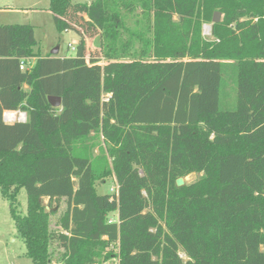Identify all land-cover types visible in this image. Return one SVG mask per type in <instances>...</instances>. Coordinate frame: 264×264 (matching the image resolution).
<instances>
[{"label":"trees","instance_id":"1","mask_svg":"<svg viewBox=\"0 0 264 264\" xmlns=\"http://www.w3.org/2000/svg\"><path fill=\"white\" fill-rule=\"evenodd\" d=\"M47 10L58 32L78 35L71 55L40 56L33 26L0 24V194L31 262L50 263L55 243L63 264H94L116 246L118 264H264V0H48ZM227 85L233 109L220 106ZM4 110L26 120L5 123ZM90 134L110 163L86 152ZM192 172L203 175L176 184ZM110 175L116 192L98 194Z\"/></svg>","mask_w":264,"mask_h":264},{"label":"rangeland","instance_id":"2","mask_svg":"<svg viewBox=\"0 0 264 264\" xmlns=\"http://www.w3.org/2000/svg\"><path fill=\"white\" fill-rule=\"evenodd\" d=\"M92 0H73V2H86ZM48 0H0V24H30L33 26L36 45L34 52L40 56L52 55V51L58 48L56 55L69 56L73 53V39H79L78 35L73 31L58 32L52 17V13L47 10ZM215 12V11H214ZM213 12V13H214ZM213 15V14H212ZM222 14L220 16V21ZM132 20L128 23L132 25ZM211 23L212 19H211ZM211 23L202 25V35L211 36ZM86 43L89 47L98 45V37H86ZM108 96V95H106ZM220 106L233 109L235 104V90L232 85L221 90ZM80 143H78L79 145ZM86 152L92 157H105L107 163H110L107 155V144L101 135L90 134L83 142ZM203 175L202 172H192L183 178L185 184L197 181ZM116 180L113 175L97 180L95 188L98 194L116 192ZM17 211L23 215L26 213V192L21 188L17 195ZM47 203V200H44ZM65 200H61L58 206H55L57 212L48 218L50 229H54L57 225L59 216L65 209ZM49 209V208H47ZM116 212H110L109 218H116ZM50 248L54 255L48 264H63L59 261V255L62 249L53 243ZM183 258V253H179ZM118 249L111 248L103 251L101 257L94 264H118ZM0 264H33L26 256V247L23 239L18 234L13 218L10 213L9 204L0 194Z\"/></svg>","mask_w":264,"mask_h":264},{"label":"built area","instance_id":"3","mask_svg":"<svg viewBox=\"0 0 264 264\" xmlns=\"http://www.w3.org/2000/svg\"><path fill=\"white\" fill-rule=\"evenodd\" d=\"M28 65L24 62H21L20 69H26ZM3 121L5 123H12L14 121H25L26 120V114L23 111L20 110H4L2 114ZM117 189V187H116ZM116 218H109V222L115 221Z\"/></svg>","mask_w":264,"mask_h":264},{"label":"water","instance_id":"4","mask_svg":"<svg viewBox=\"0 0 264 264\" xmlns=\"http://www.w3.org/2000/svg\"><path fill=\"white\" fill-rule=\"evenodd\" d=\"M220 16H221V13L219 11H215L212 16V22L213 23L219 22ZM57 52H58V48H55V50L52 51V55H56ZM48 102L50 105L54 107H58L61 105V98L59 96L50 95L48 96ZM176 184L178 186L183 185L184 184L183 178H178L176 180Z\"/></svg>","mask_w":264,"mask_h":264},{"label":"crops","instance_id":"5","mask_svg":"<svg viewBox=\"0 0 264 264\" xmlns=\"http://www.w3.org/2000/svg\"><path fill=\"white\" fill-rule=\"evenodd\" d=\"M73 42H71L72 44H74V46L77 44V42H78V39H73L72 40ZM72 49H73V47H72ZM34 59H35V57H33L32 59H30L31 61H34Z\"/></svg>","mask_w":264,"mask_h":264}]
</instances>
